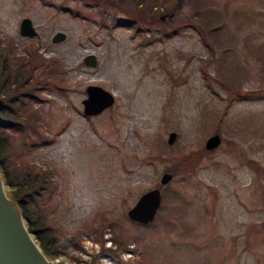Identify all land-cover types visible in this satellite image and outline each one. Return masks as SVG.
Returning <instances> with one entry per match:
<instances>
[{"label": "rangeland", "instance_id": "rangeland-1", "mask_svg": "<svg viewBox=\"0 0 264 264\" xmlns=\"http://www.w3.org/2000/svg\"><path fill=\"white\" fill-rule=\"evenodd\" d=\"M3 82L8 174L44 179L27 210L54 264H264V0H0ZM88 86L115 102L83 118ZM154 189V221H130Z\"/></svg>", "mask_w": 264, "mask_h": 264}, {"label": "water", "instance_id": "water-1", "mask_svg": "<svg viewBox=\"0 0 264 264\" xmlns=\"http://www.w3.org/2000/svg\"><path fill=\"white\" fill-rule=\"evenodd\" d=\"M19 34L25 38H34L37 33L29 19H22L19 25ZM64 35L56 33L52 43L63 41ZM87 67L96 66V57L88 55L83 59ZM87 99L82 102L83 112L86 116H95L110 108L114 103V97L108 91L98 86L86 88ZM3 102L0 100V110ZM176 138L174 133L168 137V144H172ZM219 142L218 136L209 138L205 144L206 150H212ZM171 179L170 175H164L160 185H166ZM161 205V195L158 189L143 194L135 206L131 208L127 217L130 221L146 225L153 221ZM0 264H54L42 252L28 232L17 203L11 198L8 189L4 185L0 173Z\"/></svg>", "mask_w": 264, "mask_h": 264}, {"label": "trees", "instance_id": "trees-1", "mask_svg": "<svg viewBox=\"0 0 264 264\" xmlns=\"http://www.w3.org/2000/svg\"><path fill=\"white\" fill-rule=\"evenodd\" d=\"M88 5L94 7V5L91 3H86V6H88ZM182 26L195 27L192 24H183ZM178 27H181V25ZM213 28L215 29L214 26H212L211 28H206L207 32L210 29L212 30V31L210 30L211 32L209 33L210 35H208L209 37H214L217 34ZM146 29L150 30V28L149 29L146 28ZM137 30H141V28L137 27ZM175 30L169 31V32H174ZM151 32H152V30L149 31L148 33H151ZM162 33H167V32H165L163 30ZM199 33H200V35L202 34L201 31ZM205 34H208V33L205 32ZM4 63H5V61H3V64ZM2 73L4 74V72H2ZM50 85L54 91L63 92V90L66 89L65 87H62L56 83H51ZM5 87L7 89L6 83L3 82L0 84V96H2L3 93H5L7 91L5 89ZM232 94L241 95V94H237V93H232ZM232 94H230L228 96H231ZM243 95H245V94H243ZM2 109L4 110L5 107H3ZM1 112H2V110H1ZM4 122L5 123L7 122L6 116L5 115L0 116V141H1V136L3 134V131L6 128V127H3V125L5 124ZM11 123H13V122H11ZM6 160H7V154L4 152L3 147L0 145V173L3 177L4 185L6 187H8L9 195L17 203V205L20 209L21 215H22L24 221L26 222L28 232H30L32 235H34V240L40 241V239H39L40 233H43V235H51V234L48 233L49 231L45 230L44 224L42 223V221L40 219H38L36 221H32L31 217L28 214V210H27L28 208L27 207H28V205L34 204L35 200L37 198H39L40 194L45 191V190H43V186H44L43 180L44 179L42 177H40L38 174L27 173L28 174L27 177H22V181H20V182L12 181L10 179L9 174H8L9 167H8V163L6 162ZM39 246H40L43 254L48 259H54L55 257L60 256L61 254H63V251H64L63 245L57 246V243L54 239L49 240L47 243H43L42 241H40ZM95 262H96V259H92L90 264H94Z\"/></svg>", "mask_w": 264, "mask_h": 264}]
</instances>
